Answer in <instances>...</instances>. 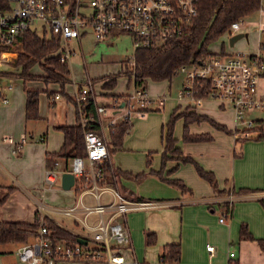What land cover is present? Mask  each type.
I'll return each mask as SVG.
<instances>
[{
	"label": "crops",
	"instance_id": "obj_1",
	"mask_svg": "<svg viewBox=\"0 0 264 264\" xmlns=\"http://www.w3.org/2000/svg\"><path fill=\"white\" fill-rule=\"evenodd\" d=\"M263 17L264 14L262 20H264ZM261 22L263 21L260 20L259 23ZM13 58L15 61L11 64L0 63V75L4 74L3 78H0L2 86L14 83L15 79L22 84L21 91L15 90V87L11 85L12 89L7 91L9 102L6 104L0 102V200L6 197L0 205V219L31 223L35 221L36 212L45 209V216L70 234L68 238H64L65 241L81 239L92 244L94 231L82 220L85 219L89 226H95L99 221V215L97 213L86 215L82 209L78 210L76 217L58 212L57 208L74 205L79 199V191L76 186L69 190L63 189L61 177L57 179L55 186L59 185L63 192L54 190V186L48 187L45 183L47 152L54 153L60 150L64 142V133L60 130L61 142L54 148L47 145V131L42 135L43 142L34 141L32 136V140L27 142V133L31 134L35 127L33 121L43 120L45 117L39 115L36 119L26 118L25 85L45 92L50 108L57 106V100L61 96L53 100L49 99L46 90L54 91L55 96L61 94V86L58 83L46 84L40 79L28 80L25 83L21 77H10L9 72L21 70L20 67H14L19 59V53L13 54L11 59ZM39 74L42 75L43 70ZM148 80L151 79H146L143 83L146 88ZM72 83L74 82L66 84L65 91L66 87ZM260 83L259 89L264 93V77ZM78 84L75 83L76 90ZM97 84L101 85L100 91H96ZM131 84L135 86L134 78H129L127 89L120 92L116 91V85L113 89H107L103 87V81L96 82L94 83L95 102L98 105H107L111 103L110 99L101 101L98 99L99 95L106 96L109 92L121 95L131 93L133 91L129 89ZM76 90L72 94L65 95L68 102L72 103L70 106L73 112L72 119L61 118L64 121H58L56 128L59 125H74L77 122L76 106L71 99L74 98ZM177 102L178 105L173 111L178 107L177 112H182L185 108L195 110L197 114L224 125L230 131L218 129L208 120L193 122L189 126L191 133H210L212 140L186 142L183 140L184 119L179 118L183 121L181 143L178 135L174 133L177 145L185 155H190L202 167L215 173L218 188H214L207 180L201 178L192 163H183L174 158L166 162L162 177L157 174L162 166L163 149L160 157L158 153L153 155L154 150L161 149L158 145H153L154 139L151 140L157 133L154 115L148 118L143 115L137 117L135 121L131 119L132 127L126 134L122 147L114 150L110 147L111 156L108 160L114 172V181L109 184L116 186L126 198L152 200L156 202V206L127 213L134 254L132 256L126 248H123L122 253L129 259H137L139 264H229L232 260L237 261L238 264H264V249L259 242L260 239L264 240V206L261 202V199H264V141L238 136L237 122L234 117L233 120L225 119L224 112L227 110L224 108L212 110L203 105L200 109H194L186 106L179 99ZM170 107L173 108L174 105L171 104ZM155 110L160 109L155 108L150 111ZM114 117L117 123L122 121H120L121 112H115ZM206 121L210 122L211 126ZM166 123H163L162 134ZM7 136L13 141L5 139ZM22 138H26L22 150L15 153L14 142ZM108 138L110 141V132ZM60 161L63 168H66L67 161ZM142 172L145 174L137 176ZM173 179H181L190 190L184 191L169 181ZM230 198H232L231 216L225 221H220ZM46 199L50 202L56 201L61 206L46 204L44 202ZM82 199L90 205L96 203L90 193L82 194ZM111 199L110 193L102 195L104 204L109 203ZM54 214L60 216L56 217ZM110 216V211L104 213L105 218ZM243 224L249 229L254 239H240V228ZM149 232L156 234L153 244H148L146 241ZM35 240V235H31L25 242L19 243L17 248ZM177 242L181 244L180 260L175 263L163 262L161 260L163 247L168 243ZM210 245L215 247L213 251L208 250ZM2 252L8 253L7 249H3ZM230 253L233 255L231 256Z\"/></svg>",
	"mask_w": 264,
	"mask_h": 264
},
{
	"label": "built area",
	"instance_id": "obj_2",
	"mask_svg": "<svg viewBox=\"0 0 264 264\" xmlns=\"http://www.w3.org/2000/svg\"><path fill=\"white\" fill-rule=\"evenodd\" d=\"M198 0H0V63L9 61L13 54L22 50L20 35L31 29L48 32L60 40L61 61L68 62L72 50L70 42L76 40L79 46L88 30H91L96 42L109 41L114 36L127 33L132 36L135 49L139 46L162 45L169 38L180 33L197 15ZM264 14V3L258 10ZM242 20L235 21L225 32L228 39L236 34ZM264 31V22L259 23ZM133 62V55L131 57ZM182 72L185 81L178 93V99L190 108H198L207 99L216 101L221 108L231 107L236 122L244 123L241 130L236 126L237 135L248 138V131L259 124V118L246 119V112L264 111V93L260 92V80L264 77V55L257 52H220L209 57L199 58L182 65L177 73ZM93 83L88 82L77 88L74 100L83 127L96 120L100 133L93 129L85 131L86 156L73 157L68 166L63 168L59 159L45 169V183L53 187L64 171L75 175L74 186L79 187V199L74 205L57 208V211L76 217L78 210L85 214L97 213L99 221L89 226L94 233L92 244L87 241L53 240L47 228L51 220L38 212L39 227L34 242L25 243L16 249L17 256L26 264H139L135 258H128L122 253L126 248L133 256L134 248L131 232L127 224V213L133 210L156 206V202L143 199H129L119 189L107 182L97 164L109 159L111 150L107 136L103 132V122L107 121L109 132L117 123L115 112H121L122 121L130 120L132 113L144 115L154 105L164 106V98H151L146 88L135 80L134 90L125 99L115 100L107 105H98L93 94ZM11 85L0 88V101L9 102L7 91ZM95 102L96 118L86 115L84 104L87 96ZM60 97L56 94L55 98ZM239 133V134H238ZM5 139L12 142L11 137ZM44 140V138H42ZM26 141L22 138L14 142V151L19 153ZM90 193L95 199L94 205L87 204L82 194ZM110 193L109 203L102 202V195ZM231 199L220 217L225 221L231 216ZM111 212L109 218L104 217ZM214 246H208L213 251ZM232 256L233 253H230ZM0 264H10L0 259Z\"/></svg>",
	"mask_w": 264,
	"mask_h": 264
},
{
	"label": "trees",
	"instance_id": "obj_3",
	"mask_svg": "<svg viewBox=\"0 0 264 264\" xmlns=\"http://www.w3.org/2000/svg\"><path fill=\"white\" fill-rule=\"evenodd\" d=\"M262 4L263 0H198L197 15L189 24L182 28L180 33L169 38L160 46L137 47L134 50L133 62L131 58L128 59V62H123L121 70L116 74H112V76L106 77L108 80L105 79V76L104 78L93 80L95 83L99 80L103 81V87L107 89L115 87L121 75H126L130 79L134 78V80L141 84L144 83L146 79L154 81L171 80L182 65L189 64L199 58L215 55L216 53L209 51V45L225 34L233 22L243 20V18L258 11ZM20 38L22 39V50L19 53L20 56L15 66L20 67L21 70L19 72H9L8 75L21 77L24 79L25 83L28 80L37 79L44 81L46 84L58 83L61 86L60 93L67 95L65 86L72 82V73L69 63L61 61V53L59 52L60 40L48 32L41 33L31 29L22 33ZM129 63L131 65H129ZM36 65H40L42 68V75L29 73V70ZM82 86V83H79L78 89L80 90ZM25 91L27 98L26 118H39L40 90L25 85ZM46 92L48 98L53 100L55 92L47 90ZM113 96L119 97L122 95L113 94ZM123 97H125V95ZM71 99L74 100V98ZM84 109L89 118H96L95 102L92 96H87ZM177 109L172 112L164 127L162 134V166L157 174L162 177L166 162L174 158L183 163H192L198 175L217 189L218 181L215 173L202 167L190 155H185L183 150L177 145V139L174 136L175 123L179 118L184 119L183 140L186 142L212 140V135L210 133H191L189 126L193 122L208 120L216 128L226 132L230 131L227 130L224 125L216 123L204 115L197 114L195 110L185 108L182 112H177ZM131 127L132 121L130 120H123L112 127L109 145L113 150L122 147L124 138ZM57 129L64 133V142L58 152H47V166L51 165L57 159L66 160L67 163H69L75 156H86L85 131L93 129L100 133V126L96 120H92L89 126L83 127L79 122L78 116L77 122L74 125L63 124L57 126ZM254 129L258 132L255 138L264 141V119H261ZM97 166L105 178L102 182L105 183L108 181L107 183H113L114 172L109 160L100 161ZM144 174L145 172H142L137 174V176H142ZM169 181L178 185L184 191L190 190L181 179ZM76 188L79 191L78 185ZM5 199L6 197L0 200V205ZM261 202L264 206V199H261ZM38 216L39 214L36 212L35 221L31 223L0 219V245H6L12 242H25L29 236L35 235L39 227ZM47 228L49 230L48 235L51 236L53 240L64 239L70 236L64 228H61L52 220H48ZM240 239H254L251 232L244 224L240 228ZM155 240L156 234L154 232H149L146 236L147 243L153 244ZM259 242L264 249V240L260 239ZM180 258V243H168L163 247L161 253V260L163 262L175 263L178 262ZM229 264H238V262L232 260Z\"/></svg>",
	"mask_w": 264,
	"mask_h": 264
},
{
	"label": "rangeland",
	"instance_id": "obj_4",
	"mask_svg": "<svg viewBox=\"0 0 264 264\" xmlns=\"http://www.w3.org/2000/svg\"><path fill=\"white\" fill-rule=\"evenodd\" d=\"M263 3H264V0H263ZM262 15H263L262 13H260L259 11H256L253 14L243 18L241 27L236 32L246 31L249 34L248 39L242 38L238 40L234 46H230L228 37L226 36V34H223L221 37H219L217 41L209 45L208 47L209 51L213 53H220L222 51H225L226 53H230V52L250 53V52H257L260 49L264 55V31H261L259 27V21L261 20L264 22V20H262ZM70 45H71L72 50H74L69 58V66L72 71V79H73L72 82L74 83L66 87V93L68 94H72V92L76 90L75 83L76 84L82 83V85H85L90 78L91 79L96 78L95 80H97L99 78L100 79L104 78L105 75H106L105 79L108 80V78L106 77H109V76H112V74L118 73L121 70L122 63L128 62V59L132 57V55L134 54V50H135L133 38L131 35L127 33L114 36V38H112L109 41L96 42L91 30H88L87 33L84 34L80 46L76 40H72L70 42ZM14 61H15V58L10 59L9 61L5 60V63L11 64V62H14ZM1 63H4V62L2 61ZM129 65L131 64L129 63ZM14 67H17V66H14ZM33 68L29 70V73H32V74L42 73V70H41L42 68H40V65H36ZM32 70L34 71V73ZM3 75H0V78H3ZM9 76L14 77V75H9ZM128 79H129L128 76L121 75L118 78V81L116 84V91H120V92L125 91L127 89ZM184 81H185L184 74L182 72H179L174 75L171 81L156 82L153 80H148L147 82L146 90H147L148 95L151 98H164L165 103H166L165 107H161V108L157 105H154V107L151 109L159 108L160 110H155V111L148 110L144 114L146 115L147 118L148 116L154 115L153 120H154L155 128L157 129V133L152 136L151 140L154 139L153 145H158L159 147H161V149L159 151L154 150L153 155H156L158 153L160 157L161 151L163 149V143L161 139L162 126H163V123L168 122L170 113L178 105V102H177L178 93L182 89L184 85ZM1 82L2 81L0 80V88L2 86ZM15 82L8 83V85H12L13 87H15V90L21 91L22 84L18 83L16 79H15ZM99 82L101 81L99 80L98 83ZM92 83H93V87H92L93 94L95 95L94 80H92ZM95 88H96V91H100L101 85L97 84ZM129 89L134 90V85L131 84L129 86ZM106 94H107L106 96L99 95L100 98L98 97V99L101 101L102 100L106 101L109 98L110 102H113L118 99H125V97L129 95L130 93L125 94V97H123L124 94L119 97L113 96V94H111L110 92ZM60 96H61L60 99L57 100V106L55 108L54 107L50 108L48 107L47 96L45 92H42L40 90L39 115L41 117H45V119L35 120L36 122L33 121V124L35 125V127L33 128L32 130L33 132L31 134L27 133V142L32 140L31 136L34 139V141L43 142L42 135L44 132L47 131L48 132V137L46 141L47 145L50 148L59 146L61 142L62 134L60 130L56 128V125L58 121L60 122L64 121V120H61V118L65 119L67 117V119L70 120L72 119V116H73L72 108H70L72 103L68 102V99L66 98L64 94L61 93ZM171 104L174 105L173 108H171L172 106L169 108ZM203 105L208 106V108L212 110H218L220 108L219 104L216 101L211 100V99L205 100L203 104L200 107H198V109H200ZM226 110L227 111L224 112L225 119L233 120V117L235 118V113L232 110V108L228 107L226 108ZM142 116L143 115L132 113L131 119L135 121L137 117H142ZM245 117L246 119H256V118L264 119V111L263 110L248 111L246 112ZM121 120L122 119H120V121ZM206 122L208 125H210L209 124L210 122L208 121ZM257 125L258 124H255L254 128ZM138 126H141V125H138ZM182 126H183L182 119H179L178 121H176L174 133L176 136L178 135V139L180 143L182 142ZM237 126L238 128H240L239 133L241 135L243 133L241 129L246 127V125L244 123L238 122ZM254 128H252L250 131L247 132L248 139L259 141L258 139L255 138L258 135V132ZM103 132L106 136H108L109 128L107 125V121L105 120L103 122ZM108 140L109 138L107 139V141ZM159 161H160V158H159ZM55 189H58L59 192H63L59 185L54 186V190ZM27 198L29 197L27 196ZM44 202L46 204L53 205V206H57V205L61 206V204H59L56 201L50 202L49 200L46 199ZM39 209H40V206H39ZM40 212L44 214L45 209L40 210ZM55 216L59 217L60 215H55ZM18 244L19 242H12V243L4 245L6 247L0 245V259L5 262L11 263V264H26V263H22L17 256L16 248ZM3 249L4 250L7 249L8 253L3 254L2 252Z\"/></svg>",
	"mask_w": 264,
	"mask_h": 264
},
{
	"label": "water",
	"instance_id": "obj_5",
	"mask_svg": "<svg viewBox=\"0 0 264 264\" xmlns=\"http://www.w3.org/2000/svg\"><path fill=\"white\" fill-rule=\"evenodd\" d=\"M248 35L249 34L247 32H237L236 34L232 35L229 38L230 46H234L235 43L242 38H248ZM61 179H62L61 187L65 190L71 189L75 185V182H76L75 175L70 171H64L61 174ZM78 241L82 242L83 240L78 239Z\"/></svg>",
	"mask_w": 264,
	"mask_h": 264
}]
</instances>
